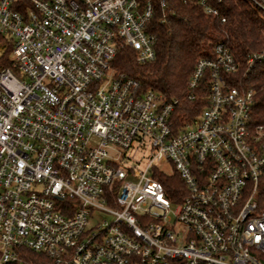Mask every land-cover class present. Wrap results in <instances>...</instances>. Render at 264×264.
Wrapping results in <instances>:
<instances>
[{"label": "built area", "instance_id": "2783aa9c", "mask_svg": "<svg viewBox=\"0 0 264 264\" xmlns=\"http://www.w3.org/2000/svg\"><path fill=\"white\" fill-rule=\"evenodd\" d=\"M156 5L166 21L168 0H0V264H264V124L228 42L197 60L208 105L182 126L178 98L113 68L124 46L155 59Z\"/></svg>", "mask_w": 264, "mask_h": 264}, {"label": "trees", "instance_id": "16d2710c", "mask_svg": "<svg viewBox=\"0 0 264 264\" xmlns=\"http://www.w3.org/2000/svg\"><path fill=\"white\" fill-rule=\"evenodd\" d=\"M216 6L219 15L206 13L195 2L168 0L167 19L163 21L156 5L148 28L156 36L155 59L140 63L137 52L124 46L113 61V68L119 74L138 80L143 90H156L167 100L178 98L175 118L182 126L208 105L207 80L195 92L188 88L197 60L211 56L214 45L220 40L227 41L240 65L239 71L231 75V83L256 90L252 122L264 124V61L257 60L252 70L246 71L249 57L264 50V13L251 0H216ZM223 16L226 22L222 21ZM193 93L195 97L190 98ZM156 177L173 200H180L181 193L186 192L177 174L161 173ZM21 253L28 261L39 262L42 256L27 247H21Z\"/></svg>", "mask_w": 264, "mask_h": 264}, {"label": "rangeland", "instance_id": "374dc122", "mask_svg": "<svg viewBox=\"0 0 264 264\" xmlns=\"http://www.w3.org/2000/svg\"><path fill=\"white\" fill-rule=\"evenodd\" d=\"M134 157L135 158H133L134 160H136V159H140L141 158V153L140 152H135L134 153ZM162 167L166 170V172H172L173 171V169L171 168V166H169L168 164H163L162 165ZM104 218H106L105 216L102 218V220L104 219ZM107 218L110 220V218H109V216H107ZM101 220V221H102ZM182 229H184L183 227H182ZM182 229H181V227L179 226V225H177V230L178 231H180V232H182ZM178 238L179 239H182V234H180L179 236H178Z\"/></svg>", "mask_w": 264, "mask_h": 264}]
</instances>
